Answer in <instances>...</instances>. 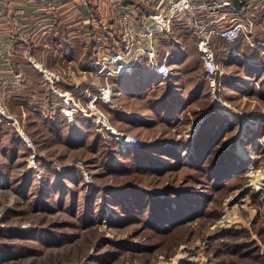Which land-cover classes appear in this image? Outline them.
I'll return each instance as SVG.
<instances>
[{
	"label": "rangeland",
	"instance_id": "obj_1",
	"mask_svg": "<svg viewBox=\"0 0 264 264\" xmlns=\"http://www.w3.org/2000/svg\"><path fill=\"white\" fill-rule=\"evenodd\" d=\"M255 31L254 45L243 36L215 40L217 54H227L222 67L228 75L218 79L215 94L208 84V94L179 111V121L160 120L149 127L138 121L128 129L113 121L148 143L151 163L143 168L133 164L132 169L111 170L102 151L90 145L94 132L87 141L81 136L72 140L65 126L69 116L63 113L60 123L49 118L58 114L57 103L53 114L47 104L26 103L25 77L13 74L18 83H9L0 72V98L38 152L36 164L29 167L32 149L14 125L0 122V264H264V21H258ZM174 32L190 44L187 55L176 57L177 65L185 64L183 70L187 65L184 77L189 80L202 63L195 34L188 20H177ZM237 40L247 56L231 54ZM21 43L26 56L43 61L36 55V40L27 36ZM6 56L0 49V64ZM18 71L28 75L23 67ZM48 91L53 96L50 85ZM98 106L114 120L115 113ZM207 106L216 107L204 130L216 135L214 140L220 137L219 146L212 150L209 140L197 152L190 127ZM110 140V158L120 159L122 154L113 150L115 140ZM230 151L232 162L226 158ZM78 159L93 170L91 185L77 168L63 166ZM202 162L207 170L198 166ZM149 199L163 214L173 215L166 226L154 224ZM194 199L201 200L197 204ZM193 211L197 214L188 215Z\"/></svg>",
	"mask_w": 264,
	"mask_h": 264
},
{
	"label": "crops",
	"instance_id": "obj_2",
	"mask_svg": "<svg viewBox=\"0 0 264 264\" xmlns=\"http://www.w3.org/2000/svg\"><path fill=\"white\" fill-rule=\"evenodd\" d=\"M133 1L135 0H0V49L5 56L8 54L5 61L0 64L1 75L4 72L9 78V83H18L17 76L14 78L13 74L15 76V72L21 67L25 68L28 75L25 73L26 82L22 86L27 89L26 103L30 101L35 106L44 103L50 106L52 114L56 112L53 109L59 100L56 96H51L48 91L49 85L42 74L35 73L30 65L26 56L27 50L21 43L22 38L19 35L23 32L28 34L26 36H29L30 41L36 40L38 46L36 55L49 67L60 63L62 59L69 60L88 71L86 85H89V89L96 88L95 82L99 85L108 83L112 88L113 103L99 100L98 104L109 114L120 109L119 117L113 119L119 121L122 128L128 129L138 121L148 127L160 120L179 121L182 117L181 113L188 110L194 100H200L208 94L207 87L209 88L210 83L204 75L202 63L201 70L195 74V77L189 80L184 77L187 65L183 70L185 64L177 65L176 57L182 58L183 55H187L188 50L185 46L190 44L182 37L176 36L174 30L171 35H163L158 39L160 53L169 51V61L172 65V73L166 79H161L147 60L142 62L133 73L112 76L108 80L89 72L92 70L94 52L105 40L106 28L114 23L120 6ZM231 10L229 6L225 7L224 13L234 15ZM180 20L189 19L184 16ZM32 30L35 33L30 36L29 32ZM195 39L194 48L201 58L197 47V36ZM231 51L236 52L237 49L232 47ZM237 53L243 55L239 51ZM219 58L223 59L221 56ZM178 67L179 69H176ZM56 86L59 89L69 87L68 84L60 82H57ZM39 89L40 93H38ZM117 99L121 100V105L117 103ZM140 100L142 101L138 108L137 101ZM133 105L136 106L134 109H132ZM215 107L207 106L205 109L199 107L200 110L196 114L200 116L190 127L193 128V137L201 122ZM58 111V114L64 116L62 111L59 109ZM111 123L115 127L118 126L113 121Z\"/></svg>",
	"mask_w": 264,
	"mask_h": 264
},
{
	"label": "built area",
	"instance_id": "obj_3",
	"mask_svg": "<svg viewBox=\"0 0 264 264\" xmlns=\"http://www.w3.org/2000/svg\"><path fill=\"white\" fill-rule=\"evenodd\" d=\"M228 6L234 15L224 13V8ZM263 10L264 0H136L121 5L114 23L105 30L104 42L94 52L92 70L89 72L108 80L112 76L133 73L147 60L161 79L168 78L172 73L169 51L160 53L158 39L163 35H171L175 22L185 16L197 36L204 75L211 84L212 94H215L220 83L218 79L228 75L222 67L227 54L223 59L218 57L215 40L222 38L234 41L244 35L254 45L255 41L251 39L258 21H264ZM34 33L32 30L29 35L33 36ZM19 35L22 40H27L28 34L20 32ZM27 57L32 67L39 69L47 80L53 96L59 100L57 108L69 116L71 123L78 112L93 119L98 134L106 137L110 145V138L116 141V148L113 150L119 155L122 150L140 148L143 145V140L138 135L116 128L108 114L98 106L99 100L113 103L112 88L108 83L99 85L94 80L96 88L89 89V85H86L88 71L75 67L72 61L62 59L55 67H48L44 61H38L32 54ZM16 72L20 80L26 77L22 76V71ZM57 82L68 84L69 87L59 89ZM215 100L218 105L219 99L216 97ZM4 121L14 125L28 149H32L28 160L29 167H32L36 164L38 154L34 140L25 132L20 120L9 113L7 105L0 98V122ZM56 165L61 168V165ZM63 166H74L87 184L93 183L94 172L84 160L78 159L73 165Z\"/></svg>",
	"mask_w": 264,
	"mask_h": 264
},
{
	"label": "trees",
	"instance_id": "obj_4",
	"mask_svg": "<svg viewBox=\"0 0 264 264\" xmlns=\"http://www.w3.org/2000/svg\"><path fill=\"white\" fill-rule=\"evenodd\" d=\"M240 38L241 37H239L238 39H240ZM234 41H236V40H234ZM235 43L236 44L233 47H235L241 54H244V55L247 56L248 55L247 48L246 47L244 48L243 47L244 45L243 46H238V43H239L238 40ZM248 44H246L245 46H249ZM261 48H262L261 51H263L264 50V45H261ZM252 72H255V71H252ZM253 75H256V73H253ZM256 76H259V74L256 75ZM261 80H260V82H261ZM260 92H261V94H264V89L262 91H260ZM119 110L120 109H116V112L114 111L115 112V115H114L115 117H119L118 116L120 114ZM60 116H61V114H56L55 116L49 117V118L56 117V119L57 118H58V120L60 119V121H59V123H60L61 121H63V119H65V117L62 116V118H61ZM212 119H213V115L211 116V113H210L209 116H207L201 122L200 128L198 129V131L194 135V137H195V140H194L195 149H196L197 152H200L201 150H203V147L206 149L208 147V141L209 140L211 141V145L210 146H211L212 150L213 149L215 150L219 146L218 144H219V138L220 137L217 135L216 140H214L216 135H209V132L206 129L204 130V128H205L204 126H206V125L209 126L210 123L212 122ZM53 120H54V123H56L55 119H53ZM112 121H115V120H112V117H111V122ZM66 122L67 123H66L65 126H67L68 129H69V132H68L67 136L72 138V140H74V138L76 139L77 136H81L82 137L81 140L83 142L87 141L88 138H90V134H92L94 132L95 136L93 138L89 139L90 145H92L94 151H99V150L102 151L103 155H105L107 157L106 164H109V168H111V170H114V169H117V168H131L132 169L133 168V166H132L133 164L135 166L139 167V168H143L147 164L151 163V160L149 159V155L150 154H147L145 152V149H147L146 144H148V143L145 142L144 140H143V145L140 148H127L125 150H122V153H121L122 157L120 159L113 160L112 158H110L112 156V154L109 155V152H110V149H111V145L109 144V142H108L106 137H104L101 134H98L96 132L95 124L91 123L92 122L91 118L86 117L84 115H78V116L76 115L73 123H70L68 120ZM91 124H93L94 127H91ZM85 125L89 126L88 129L85 128ZM218 150L219 149H217L216 152ZM231 152L232 151H230V153H228V155L226 157V158H228V160L230 162L234 161L233 156H231L233 152L232 153ZM220 153H221V150H220ZM223 157L225 158L224 155H223ZM226 158H225V160H226ZM204 165L205 164L202 162L198 166L202 167V170H207ZM230 166H232V165L230 164L228 167H230ZM69 168L70 167H67L65 169H69ZM224 169L225 168L219 169V171H214V174L215 173L216 174L217 173L220 174ZM63 173L64 172H62V174ZM199 200H201V199H194L193 202L198 204ZM146 203H148L147 206H148L149 211L153 210V212L156 215V219L154 221L155 225L163 227V225L166 226V222L167 221L172 220V216L173 215H171V213L163 214L162 211H160V209L158 207H155V206H157L155 202L152 201V203H153L152 204L150 202V199H149L148 201H146ZM188 206H190L191 209H193L192 207H195V206H193V204H190V203H189ZM195 213L197 214V211H193L191 213H188V215H193ZM164 229H166V228H164ZM252 245H254V244H252ZM244 246H247V245H244Z\"/></svg>",
	"mask_w": 264,
	"mask_h": 264
},
{
	"label": "bare ground",
	"instance_id": "obj_5",
	"mask_svg": "<svg viewBox=\"0 0 264 264\" xmlns=\"http://www.w3.org/2000/svg\"><path fill=\"white\" fill-rule=\"evenodd\" d=\"M187 153V152H186Z\"/></svg>",
	"mask_w": 264,
	"mask_h": 264
}]
</instances>
